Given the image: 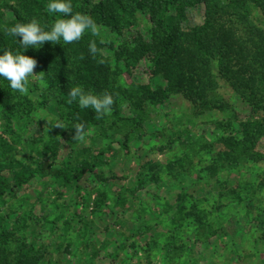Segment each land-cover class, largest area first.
<instances>
[{
    "label": "rangeland",
    "instance_id": "rangeland-1",
    "mask_svg": "<svg viewBox=\"0 0 264 264\" xmlns=\"http://www.w3.org/2000/svg\"><path fill=\"white\" fill-rule=\"evenodd\" d=\"M256 10L249 20L259 26L264 14ZM0 11L3 20L12 18L10 10ZM118 14V32L97 26L96 35L103 44L96 55L109 66L106 87L114 92L111 114L96 119L94 110L73 102L78 121L89 115L97 124L85 127V143L72 140L76 118L41 67L34 72L43 71V78L30 77L26 93L7 86L14 117L8 122L0 108V136L17 161L28 163L32 156L46 172L74 170L91 162L93 151L107 153L79 183L38 174L6 196L0 205V264H264V125L256 121L264 109L251 118L255 107L221 72L214 51L202 102L193 106L170 92L162 99L155 90L163 81L151 80L152 65L137 60L136 37L155 40L151 12ZM210 16L234 30L247 60L259 62L251 39L261 34L251 35L247 21L223 0H176L164 19L171 31L189 35ZM79 62L70 56L65 63L71 87L81 85L74 81ZM257 71L254 90L261 100L264 79ZM131 83L149 85L151 99L131 91ZM249 118L245 136L241 123ZM17 169L0 165V174L12 180ZM184 189L187 198L179 200Z\"/></svg>",
    "mask_w": 264,
    "mask_h": 264
},
{
    "label": "trees",
    "instance_id": "trees-1",
    "mask_svg": "<svg viewBox=\"0 0 264 264\" xmlns=\"http://www.w3.org/2000/svg\"><path fill=\"white\" fill-rule=\"evenodd\" d=\"M195 1L198 2L199 0ZM70 2L73 13L87 14L94 19L97 26L106 27L113 32L119 30L120 15L118 10L123 16L131 15L130 13L136 10L142 14L145 13V9L151 12L150 19L155 31V40L149 44L141 40L139 35L136 37L135 43L139 47V58L137 60L140 61L145 58L148 64L152 65L151 80L159 77L163 81V85L157 84L155 90L162 99L166 98L167 93L170 92L181 94L193 106L197 105L198 102H202L201 98L205 97L203 94V77L206 76L207 72L208 55L214 51L211 54L218 56L222 65H225V72L222 71L224 67L220 66L221 72L229 76L231 81L238 83L236 85L235 82H232L233 86L243 91L242 95L246 96L250 104L255 107L253 113L264 109V99L258 100L259 97L254 90V85L258 80V69L264 79V43L261 42L264 41V22L256 26L249 20L250 15H252V18L258 16L256 6H258L259 12L264 14V0H223L226 7L233 9L237 17L247 21L248 25L251 26V29H249L251 35L258 37L261 34L258 41L251 39L252 45L256 47L255 52L252 54L259 59L258 63L247 60L246 48L237 39L234 30L214 21L211 16L205 22L203 28L195 29L189 35H179L177 32L171 31L169 21L164 17L170 8H174L176 0H70ZM48 3L49 0H0V9L5 8L12 13V18L6 21L3 20V14L0 11V55L3 54L4 49H10L13 53L24 51L17 37L6 34L7 28L16 23L29 22L32 18H36L42 26H50L56 19L62 18L59 14L48 11ZM253 27L254 29H252ZM155 28L159 30H155ZM45 30H48V28ZM91 41H95L97 49L103 47L99 36L97 37L90 31H86L78 42L72 44H55L52 47L50 42H45L39 48H28L24 51L25 55L36 59L37 66L47 73L45 81L57 89V96L60 98L62 105L72 114V119L76 118L74 121L83 123L85 127L88 125L94 127L93 125L97 124L89 118V115L85 116L82 121L77 120L76 108L73 106V102H70L68 95L71 81L65 63L70 56H77L80 61V75L75 76L74 81L79 82L83 88L86 87L98 93L108 91L106 87L109 72L108 62L97 55L93 58L89 53V43ZM109 46L111 49L113 48L112 44ZM52 50L57 55L52 53ZM232 55H234L237 65L235 69L230 64ZM118 59H120L119 52H117ZM130 85L132 86L133 83ZM7 86L10 87L9 82L0 76V108L9 122L14 114L11 101L12 94ZM131 91L151 99L152 89L149 85L134 84ZM110 93L114 94L112 91ZM87 113L90 114L88 110ZM256 113L251 118H256ZM251 118L247 122L241 123L245 136L249 133L247 130L252 123ZM89 119L90 121H88ZM256 121L260 126L264 125V118H257ZM140 126L139 123L137 127ZM4 129L7 132L9 128L5 126ZM185 134L189 136L187 132ZM128 141L129 137L125 139L124 146L127 145ZM106 153L105 150L93 151L92 161L81 169L63 170L53 168L46 172L32 156L28 158V163L17 161L7 141L0 136V165L9 168L18 167L12 180L0 174V205L5 202L9 193H14L27 186L38 174L45 175L46 173L50 178L57 181L63 180L66 183H79L87 174L92 173L100 166ZM197 177L199 180L200 177ZM186 198L184 189L179 196V200L185 201ZM4 235L5 233L0 230L1 240H3Z\"/></svg>",
    "mask_w": 264,
    "mask_h": 264
},
{
    "label": "clouds",
    "instance_id": "clouds-1",
    "mask_svg": "<svg viewBox=\"0 0 264 264\" xmlns=\"http://www.w3.org/2000/svg\"><path fill=\"white\" fill-rule=\"evenodd\" d=\"M47 9L50 13L59 14L62 18L55 20L50 26H42L36 18L26 23H16L6 29V34L18 38L24 51L28 48H39L45 42L52 44H65L78 42L86 31L98 35L97 24L94 19L84 13H73L70 0H49ZM48 28V30H45ZM23 52L13 53L10 49H4L0 55V76L4 77L15 92L24 94L28 91L27 83L30 77L43 78L44 72H34L37 60ZM95 41L89 43V53L95 58L98 53ZM70 102L78 103L81 109L91 108L96 114V119H102L112 112L114 98L111 93L104 91L96 94L91 90L86 91L81 85H73L68 92ZM54 127L65 128L62 123H56ZM72 128L75 134L72 140L76 143H85L87 132L83 123H74Z\"/></svg>",
    "mask_w": 264,
    "mask_h": 264
}]
</instances>
